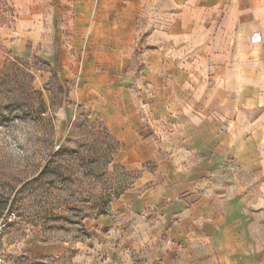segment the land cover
<instances>
[{
  "label": "crops",
  "instance_id": "obj_1",
  "mask_svg": "<svg viewBox=\"0 0 264 264\" xmlns=\"http://www.w3.org/2000/svg\"><path fill=\"white\" fill-rule=\"evenodd\" d=\"M7 55L78 80L75 95L94 103L127 165L163 150L161 187L133 199L161 209L154 264L195 246L221 264H264V0H0ZM144 101L178 124L161 146L141 119ZM230 166L232 185L219 192Z\"/></svg>",
  "mask_w": 264,
  "mask_h": 264
},
{
  "label": "rangeland",
  "instance_id": "obj_2",
  "mask_svg": "<svg viewBox=\"0 0 264 264\" xmlns=\"http://www.w3.org/2000/svg\"><path fill=\"white\" fill-rule=\"evenodd\" d=\"M145 39L141 33L136 43L144 46ZM141 62L134 67L143 69ZM77 82L60 81L42 58L0 60L3 264H154L161 209L134 208L133 199L161 187L163 150L158 159L127 165L122 144L94 103L75 95ZM147 105L141 119L151 142L161 146L178 124L173 114L160 116ZM234 169L229 167L219 192L232 185ZM52 245L65 250L48 255ZM171 264L221 263L195 246Z\"/></svg>",
  "mask_w": 264,
  "mask_h": 264
},
{
  "label": "built area",
  "instance_id": "obj_3",
  "mask_svg": "<svg viewBox=\"0 0 264 264\" xmlns=\"http://www.w3.org/2000/svg\"><path fill=\"white\" fill-rule=\"evenodd\" d=\"M3 227L0 226V238L2 237L3 231H2ZM3 257L0 256V264H3Z\"/></svg>",
  "mask_w": 264,
  "mask_h": 264
}]
</instances>
